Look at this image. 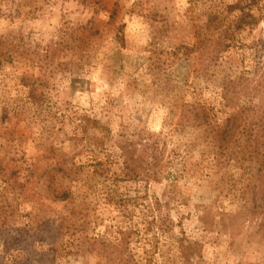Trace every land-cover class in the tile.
I'll list each match as a JSON object with an SVG mask.
<instances>
[{
    "label": "rangeland",
    "instance_id": "1",
    "mask_svg": "<svg viewBox=\"0 0 264 264\" xmlns=\"http://www.w3.org/2000/svg\"><path fill=\"white\" fill-rule=\"evenodd\" d=\"M228 80L264 110V0H0V264H264L260 217L219 216L260 167Z\"/></svg>",
    "mask_w": 264,
    "mask_h": 264
},
{
    "label": "trees",
    "instance_id": "2",
    "mask_svg": "<svg viewBox=\"0 0 264 264\" xmlns=\"http://www.w3.org/2000/svg\"><path fill=\"white\" fill-rule=\"evenodd\" d=\"M245 18L249 19L248 24H251V23L254 24L255 18L250 13H243V12L238 17L237 22L240 23L242 19H245ZM237 85H238L237 82L234 80H228L226 83H224L221 89V98L223 99L225 106H228V107L234 106L236 109H238V111H236V118L228 119L229 121H232L234 123H239L237 119H239L241 117L240 115H242L243 110L241 109H257L255 112L256 115L255 114L254 115L258 117V119H256V121L258 120L257 121L258 129H256L255 131L256 133L253 139L251 140V142L249 143L251 147L249 151V155L251 156V158H255L256 161L259 162L260 167L257 169L255 175L252 177V181L248 183V185L246 186V190L244 189L242 191V193H245V191L247 192L248 189L250 190V196H251L250 201L253 200L252 201L253 207L251 209H245V208L242 209L241 207L240 209L235 211L233 214L227 213V212H224V213L220 212L219 216L223 221L225 219L232 220V221L241 219L244 221L247 218L248 219L253 218L254 216L253 214L256 213L257 216L260 217L259 226L262 228V230H264V110H261L262 104L253 105L251 107H244V106L237 104V101L235 99L237 97L236 90H235ZM202 109H205V108H202ZM187 113L188 115L186 116L185 113L182 111L179 117V122H181L182 120L188 121L191 118L195 120L201 118V121L198 122L199 124H206L208 122L206 115H203L200 117L198 116V113H192V112H187ZM258 113H260V116H257ZM236 127L238 128V125H236ZM231 130L233 131L235 129L230 128L226 136H228ZM221 131L223 132V135H224V133L226 132L225 127H222ZM134 151H136L135 148H132V149L121 148V152H122L121 157L123 158L122 160L123 169L125 170L126 176L129 179H136L140 176V173H139L140 171H136V167L133 166V163L137 160V159H134V157H132ZM137 168H140V165H138ZM64 176H67V174L64 173ZM69 195H70L69 193L63 192L55 196H57V198H60V200H64ZM248 214H252L253 216L248 217ZM202 221L204 220L202 219ZM204 222L206 223L207 221H204ZM121 234H122L123 242L125 243L128 240L127 238L130 237L131 231H121ZM60 241H63V240L61 239ZM65 245L62 246V248H64ZM178 247H179L183 261L188 262L190 260V257L188 255L189 251L186 249L183 242L179 239H178Z\"/></svg>",
    "mask_w": 264,
    "mask_h": 264
}]
</instances>
